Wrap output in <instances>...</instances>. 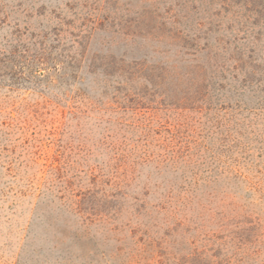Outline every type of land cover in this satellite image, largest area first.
<instances>
[{
  "label": "trees",
  "instance_id": "trees-1",
  "mask_svg": "<svg viewBox=\"0 0 264 264\" xmlns=\"http://www.w3.org/2000/svg\"><path fill=\"white\" fill-rule=\"evenodd\" d=\"M218 2L213 18L203 7L194 28L177 8L151 26L138 20L119 54L92 52L78 35L67 50L65 39L46 35L0 49V82L19 78L51 93L41 109L54 103L75 118L95 115L115 165L29 187L25 208L19 192L11 216L27 211L20 242L32 258L264 264V0H242L226 20V0ZM145 41L157 47L144 51ZM0 106V146L9 150L28 127ZM185 111L197 116L192 127ZM3 158L0 180L28 168Z\"/></svg>",
  "mask_w": 264,
  "mask_h": 264
},
{
  "label": "rangeland",
  "instance_id": "rangeland-1",
  "mask_svg": "<svg viewBox=\"0 0 264 264\" xmlns=\"http://www.w3.org/2000/svg\"><path fill=\"white\" fill-rule=\"evenodd\" d=\"M218 1L0 0V49L10 47L16 40L27 42L46 35L51 39H65L67 50L70 49L72 37L78 35L88 37L92 52L119 54L125 49L121 43L123 33L131 35L138 20L151 26L173 19L171 11L177 8V19L194 28L203 17V7L211 13V18L214 17L213 7ZM240 3L242 0L224 2L228 6L224 20L237 17L231 15ZM166 33L162 29L161 34ZM141 44L147 52L157 47L153 41ZM14 80L0 82V105L7 107V111L14 116L24 118L28 129L24 139L16 140L14 136L13 148L3 150L0 146V165L4 166L8 158L3 157L10 155L17 159L16 165L23 162L28 168H20L16 174L11 173L12 177L3 171L4 176L0 180V189L7 191L5 195L0 194V206L4 209L0 210V264H55L34 256L32 258L30 249L22 247V214L26 216L27 211L15 212L19 218H14L11 216L13 203L19 198V192L26 194L28 189L37 187L38 183L50 186L57 183L60 180L58 178L74 174L85 178L91 166H96L100 174L110 173L115 167L108 161L110 149L99 143L102 136L110 134L105 125L94 120L93 114L90 118H75L68 115L66 110H57L54 103L41 109L45 99L53 98L51 93L43 96L38 90L31 89L27 82L19 78ZM183 113L194 118L190 122L192 127L197 116L186 111ZM167 114L174 116L176 112L168 111ZM127 128L125 124L120 126L122 130ZM69 165L77 169L78 173L68 172ZM20 199L24 208L30 205L28 194Z\"/></svg>",
  "mask_w": 264,
  "mask_h": 264
}]
</instances>
